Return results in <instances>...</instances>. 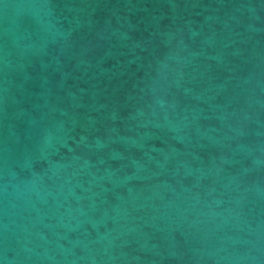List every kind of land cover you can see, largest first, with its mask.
I'll use <instances>...</instances> for the list:
<instances>
[{"label":"water","instance_id":"95a60500","mask_svg":"<svg viewBox=\"0 0 264 264\" xmlns=\"http://www.w3.org/2000/svg\"><path fill=\"white\" fill-rule=\"evenodd\" d=\"M0 264H264V0H0Z\"/></svg>","mask_w":264,"mask_h":264}]
</instances>
